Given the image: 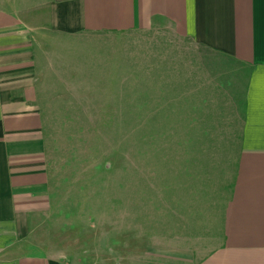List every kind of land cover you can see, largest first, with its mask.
Masks as SVG:
<instances>
[{
  "label": "rangeland",
  "instance_id": "1",
  "mask_svg": "<svg viewBox=\"0 0 264 264\" xmlns=\"http://www.w3.org/2000/svg\"><path fill=\"white\" fill-rule=\"evenodd\" d=\"M70 48L54 59L58 85L42 102L43 172L27 181L42 196L27 252L143 264L165 236L210 220L228 187L246 70L165 25L90 34Z\"/></svg>",
  "mask_w": 264,
  "mask_h": 264
},
{
  "label": "crops",
  "instance_id": "2",
  "mask_svg": "<svg viewBox=\"0 0 264 264\" xmlns=\"http://www.w3.org/2000/svg\"><path fill=\"white\" fill-rule=\"evenodd\" d=\"M160 25L246 71L228 187L210 220L165 236L143 264H264V0H0V264H60L27 252L42 196L27 181L43 172L39 118L58 85L54 59L83 36Z\"/></svg>",
  "mask_w": 264,
  "mask_h": 264
}]
</instances>
